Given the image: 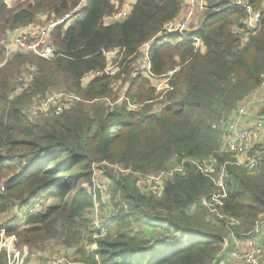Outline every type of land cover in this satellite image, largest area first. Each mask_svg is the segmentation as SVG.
<instances>
[{
  "label": "trees",
  "instance_id": "trees-1",
  "mask_svg": "<svg viewBox=\"0 0 264 264\" xmlns=\"http://www.w3.org/2000/svg\"><path fill=\"white\" fill-rule=\"evenodd\" d=\"M206 1L208 10L195 32L204 54L178 36L159 40L150 50L155 78L175 71L168 81L171 90L159 100L147 79L130 75L131 65L139 47L179 14L181 0H136L129 16L110 26H103L102 19L119 10L122 0H25L11 8L0 0V219L15 213L0 230L30 249L60 240L80 264L221 261L223 239L228 238L225 222H208L199 205L218 188L192 162L214 163V176L223 164L235 162L221 150L222 132L212 126L222 116H232L264 80V9L259 32L240 48L232 28L242 12L227 0ZM251 1L255 10L264 3ZM80 4L78 16L52 32L59 57L46 60L21 52L6 57L5 43L16 30L42 16L62 17ZM113 49H124V59H132L122 62L115 77H96L82 87L84 75L101 71L103 52ZM27 67L30 84L11 98ZM121 74L126 96L141 106L135 111L125 103L111 107L99 102L115 103L117 92L111 86ZM53 90L79 101L68 103L59 116L28 120L31 100ZM153 105L160 106L155 114ZM182 161V171L165 182L159 196L135 185L134 174L159 173ZM101 162L131 173L111 179L115 212L99 222L104 236L93 239L100 231L88 218L93 195L83 185L90 184L91 165ZM257 170L225 166L219 210L241 225L252 226L264 213V156ZM49 199L54 200L51 206L31 211ZM95 199L100 205L98 192ZM94 243V250L87 249ZM0 264H7L1 253Z\"/></svg>",
  "mask_w": 264,
  "mask_h": 264
},
{
  "label": "built area",
  "instance_id": "built-area-1",
  "mask_svg": "<svg viewBox=\"0 0 264 264\" xmlns=\"http://www.w3.org/2000/svg\"><path fill=\"white\" fill-rule=\"evenodd\" d=\"M17 1L22 2L25 0H5V4L11 8ZM135 1L136 0H122V6L119 10H116L112 15H107L102 19L103 26H110L114 23L124 21L129 16ZM227 1L232 3L242 12V17L233 33L239 38L242 48L251 37L259 32L261 28V15L264 9V3H261L260 7L255 10L252 7L251 0ZM207 6L206 0H181L179 14L165 23L154 39L143 43L136 51L134 55L135 61L131 65L132 68L130 75L133 77L141 76L142 78L147 79L151 83V87L155 90V95L159 96V100L163 98L164 92L171 90L168 81L169 77H171L175 71L169 72L164 77L155 78L151 73L149 60L151 47L155 41L159 39L168 36H178L190 40L195 50H203L205 47L201 40L195 35V32L198 29L197 24L200 23L199 21L208 10ZM81 8L82 4L59 18L49 19L42 16L38 18L34 24L16 30L9 36L8 41L5 43L4 48L6 51V57L8 58L18 52L32 54L46 60L59 57L60 54L52 45V32L58 26H68L78 16ZM103 56L106 60L104 68L101 71L86 73L81 80L82 87H85L96 77H115L122 70V62H128L132 59V56L124 59V49H113L111 51L103 52ZM123 76L124 74H121V76L113 80L114 83L111 86L114 88L113 91L117 92L115 103H110L108 100L99 102L111 107L114 104L120 105L125 103L127 110L132 112L141 108V106L136 105L126 96L125 91L127 85L125 84L121 87ZM30 80V74L23 77L15 86L11 98L21 94L30 84ZM119 92H122V94ZM73 101L78 102L79 99L74 95L66 94L62 91H51L43 96H37L33 98L28 105L26 111L27 119L34 120L42 116H59L66 108H68V103H72ZM262 106H264V80L254 91L238 103L233 112L234 119L231 118L232 116H222L212 126L214 129H219L222 132L221 150L225 153L231 154L235 159V162L223 164L220 172L215 176L214 163L202 161L199 164L192 162L196 164L200 172L208 177L214 183L216 188H218L217 193L213 195L210 200L202 198L199 205L204 207L208 214L212 213L215 219L223 220L228 231H230V227L237 225L238 223L236 220L223 215L219 210L222 206L220 199L225 196L222 177L225 175V166L227 165L242 167L251 173L257 170V167L264 156V142H261L262 138H264V115L255 117L249 125H241L238 121L246 119V115H249L251 111ZM155 107L156 110L154 111ZM154 108L153 112L156 113L160 109V106L155 105ZM255 147L259 148L255 149ZM236 158H243V161H237ZM182 168L183 161L181 164L175 165L166 171H161L159 173L134 174L136 177L135 185L141 192H149L155 196H159L164 188L165 182L180 173ZM109 171H114L120 175H128L131 173L129 170H125L117 165L107 162L93 163L91 165L90 184L84 185L88 186V192L93 195V212L95 213V220L98 219L97 216L100 207L103 211L108 212L109 215L112 212H115L110 204V199L113 198V194L110 189L111 179L108 177ZM3 189L2 186V190ZM96 192L100 195V205L97 204L95 199ZM99 224H96V227L100 231V236H95V238L103 237L105 234L104 229ZM258 227H262L264 230V213H262L255 222V228L257 230ZM228 238L223 239V247H232V252L230 253L232 259L241 264L261 263L264 251L263 248H260L255 243V239L252 237L251 233L240 236H233L230 234ZM92 246L94 247L90 250L96 248L95 243L92 244ZM0 253L5 256L7 264H50L44 260L43 256H40V254L36 253L34 250L19 245L15 237L6 235L4 230H0Z\"/></svg>",
  "mask_w": 264,
  "mask_h": 264
},
{
  "label": "rangeland",
  "instance_id": "rangeland-1",
  "mask_svg": "<svg viewBox=\"0 0 264 264\" xmlns=\"http://www.w3.org/2000/svg\"><path fill=\"white\" fill-rule=\"evenodd\" d=\"M18 2L19 1H17L15 4H17ZM30 72L31 71H30V69H28V67L25 68V69H23V73H24L23 77L28 76L30 74ZM54 90H57V89H54ZM119 93L122 94V92H119ZM154 106L155 105L152 106L151 114H155L153 112ZM155 110H156V107L154 108V111ZM260 110H261V108H260ZM258 116H261V113L259 114V112H258ZM245 117L248 118V115H246ZM261 142L262 143L264 142V139L263 138H262ZM258 148L259 147H255V149H258ZM252 153H253V150H252ZM118 175H120V174H117L114 171H109L108 177L110 179H112L113 177H117ZM84 188L88 192V186H85ZM52 202H54L53 199L44 200V201H42V202H40L38 204V205H40V207H38V206L37 207H34L31 211L32 212L33 211L34 212L43 211L46 207L51 206L52 205ZM108 215H109L108 212L106 214V212L101 209V212H98V216H97L98 217V219H97L98 221L95 220V213L94 212H93V214L90 213V215H88V218L91 221H93V225H96V224H99L98 222H100L101 219H106V217ZM209 215L210 216H213L212 213H210ZM14 216H15V213L14 212H8L6 214H3L1 216V219H0V225L7 223ZM209 220H212V219L209 217ZM251 228H253V224H252V227H251L250 224H243V225L240 226V228H238L236 230V232H237V234L247 233V232L250 231ZM94 238L95 237H93V239ZM85 244L86 243H84V245ZM92 247H94V246L89 245V246H87V249L90 250ZM31 249L34 250L36 253L40 254V256H43L44 257V260L47 261V262H49L50 264H80L76 260V256H75L74 250L66 247L65 245H63L61 243L60 240H57V239H51V240L45 242L44 244H41V246H39L38 248H31ZM263 257H264V255H263Z\"/></svg>",
  "mask_w": 264,
  "mask_h": 264
},
{
  "label": "crops",
  "instance_id": "crops-1",
  "mask_svg": "<svg viewBox=\"0 0 264 264\" xmlns=\"http://www.w3.org/2000/svg\"><path fill=\"white\" fill-rule=\"evenodd\" d=\"M198 24H200V23H198ZM197 24V26L199 27V25ZM238 24H236L233 28H232V33H234L235 32V29H236V26H237ZM160 41H163V39L162 40H160ZM249 41V40H248ZM246 45V44H245ZM244 45V46H245ZM243 46V47H244ZM240 48H241V44H240ZM199 53L200 54H204L205 53V48L203 49V50H199ZM254 91V90H253ZM260 108H261V110H260ZM260 108H257V109H255V110H253V111H251L250 112V114L248 115V118H246V119H243V120H239L238 122H239V124H241V125H249V124H251V122L254 120V118L255 117H257L258 116V112H259V114L261 113V115H263V106L262 107H260ZM232 119H234V115L232 114V117H231ZM264 137V136H263ZM264 139V138H263ZM237 159V161H243V158H236ZM260 168V167H259ZM257 169H258V167H257ZM258 172V170H256L255 172H253V173H257ZM262 214V213H261ZM261 214H259L258 215V217H257V219L259 218V216L261 215ZM206 218H207V220H208V222L210 221V222H216V223H220L221 221L223 222V220H218V219H215L213 216H210L208 213H206ZM209 217L212 219V220H209ZM232 219V218H231ZM257 219L254 221V223H253V228H251L250 229V231L249 232H247V233H251V235H252V237L255 239V243L260 247V248H263V251H264V230L262 229V227H258V230L255 228V222L257 221ZM234 220V219H233ZM237 222V221H236ZM238 224L237 225H234V226H232V227H230V231H228V229L226 228V226H225V230H226V232H227V236L229 237L230 236V234H232L233 236H240V235H244V234H247V233H241V234H237V232H236V230L238 229V228H240V226H241V223L240 222H237ZM261 226V225H260ZM252 227V226H251ZM255 230H257V231H255ZM232 252V247H230V248H224L223 247V245H222V253H223V256H222V258H221V261H219L218 263L217 262H212L211 264H241L240 262H238V261H236V260H234V259H232L231 258V255H230V253ZM260 264H264V257H263V259H262V261H261V263Z\"/></svg>",
  "mask_w": 264,
  "mask_h": 264
},
{
  "label": "clouds",
  "instance_id": "clouds-1",
  "mask_svg": "<svg viewBox=\"0 0 264 264\" xmlns=\"http://www.w3.org/2000/svg\"><path fill=\"white\" fill-rule=\"evenodd\" d=\"M114 13H115V12H114ZM155 36H156V35H155ZM155 36H154L152 39H154ZM170 37H172V36H168V37H166V38H163V40H165V39L167 40V39L170 38ZM152 39H150V40H152ZM183 39H184V38H183ZM150 40H149V41H150ZM159 40H162V39H159ZM159 40H157V41H159ZM157 41H155V43H156ZM155 43H154V44H155ZM154 44H153V45H154ZM151 48H152V47H151ZM150 50H151V49H150Z\"/></svg>",
  "mask_w": 264,
  "mask_h": 264
}]
</instances>
